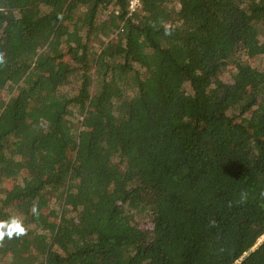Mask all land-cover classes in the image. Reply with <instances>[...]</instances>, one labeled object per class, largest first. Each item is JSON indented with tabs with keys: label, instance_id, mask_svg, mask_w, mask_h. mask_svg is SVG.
<instances>
[{
	"label": "trees",
	"instance_id": "16d2710c",
	"mask_svg": "<svg viewBox=\"0 0 264 264\" xmlns=\"http://www.w3.org/2000/svg\"><path fill=\"white\" fill-rule=\"evenodd\" d=\"M0 56V264H264V0H0Z\"/></svg>",
	"mask_w": 264,
	"mask_h": 264
},
{
	"label": "clouds",
	"instance_id": "9594fccd",
	"mask_svg": "<svg viewBox=\"0 0 264 264\" xmlns=\"http://www.w3.org/2000/svg\"><path fill=\"white\" fill-rule=\"evenodd\" d=\"M3 62L2 56H0V63ZM33 213L37 211L35 207L32 209ZM24 227L18 218H10L9 221L0 222V240L4 238L5 235L11 237L13 234H24Z\"/></svg>",
	"mask_w": 264,
	"mask_h": 264
},
{
	"label": "built area",
	"instance_id": "2783aa9c",
	"mask_svg": "<svg viewBox=\"0 0 264 264\" xmlns=\"http://www.w3.org/2000/svg\"><path fill=\"white\" fill-rule=\"evenodd\" d=\"M140 8V0H128L129 15L136 13Z\"/></svg>",
	"mask_w": 264,
	"mask_h": 264
},
{
	"label": "rangeland",
	"instance_id": "374dc122",
	"mask_svg": "<svg viewBox=\"0 0 264 264\" xmlns=\"http://www.w3.org/2000/svg\"><path fill=\"white\" fill-rule=\"evenodd\" d=\"M4 98V95H0V99H3ZM264 238V237H263Z\"/></svg>",
	"mask_w": 264,
	"mask_h": 264
}]
</instances>
